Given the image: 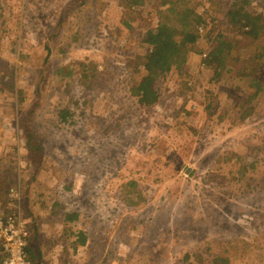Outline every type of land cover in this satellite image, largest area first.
Segmentation results:
<instances>
[{
  "label": "trees",
  "instance_id": "trees-1",
  "mask_svg": "<svg viewBox=\"0 0 264 264\" xmlns=\"http://www.w3.org/2000/svg\"><path fill=\"white\" fill-rule=\"evenodd\" d=\"M14 1L19 4V0H0V68L6 61L3 59L6 53L13 58L19 50L21 26L18 4ZM150 1L153 3L151 8L146 5V0H124L121 5L131 17V21L124 20L129 30L133 28L132 22L139 19L145 24L139 27L137 41L138 48L145 54L137 57L139 64L133 71L135 85L132 93L135 108L143 114L141 126L139 114L135 115L129 106L120 117H110L112 121L123 118L137 124L127 133L120 131L121 127L105 124L106 117L79 110V120L84 119L86 123L80 124L77 130L83 129L87 133L89 123L96 137L90 134L84 136L95 137L94 146L84 155L83 150L82 156L69 155L73 157L71 164L66 157L63 158V169L67 166L72 168L71 165L75 168L77 174L73 179L69 180L65 173L62 178H57L63 181L38 178L40 171L47 169L53 161L49 158L52 137L41 130L46 126L36 123L38 112H33L39 108V98L31 102L28 111L24 110L25 94L22 89L16 90L17 97H23L16 102V108L21 107L23 115L16 122L22 125L19 131L15 128L17 134L23 137L19 148L26 150L25 154L20 153L25 165L20 170V166L0 154V216L20 217L28 221L30 232L33 230L28 257L33 264H67L69 259L72 264H87L88 259L101 258V262L107 264L109 256L116 257L117 262L122 264H167L176 247L194 245L195 242L199 245L181 256L180 261L184 264H262L259 248H264V232L260 231L264 225V115H259L260 108L257 107L258 103L261 107L264 103V1L262 4L257 0ZM86 2L92 3V7L102 14L105 4L102 5L101 0H72L71 4H67L61 20L69 21L68 15L73 17V22L81 19L86 23L94 21L95 18L92 20L87 15L86 7L83 10ZM209 3L213 5L212 9ZM142 8L146 9L147 18L138 13ZM4 11L9 12L6 21ZM221 12L229 25L227 33L222 30L216 32V26H212ZM51 38L46 40L47 44ZM210 41H213L212 46ZM10 43L13 48L6 47ZM207 46L211 48L201 56ZM195 55H199V62L203 64L199 68L209 70V81L219 85L230 79V83L220 86L218 94L188 83L186 77L193 71L190 73L182 68L190 66L193 70ZM87 63L81 64L82 68L78 71L77 76L82 80L86 79L88 71H96L94 60ZM13 72L10 69L8 75L13 76ZM227 72L232 75L225 78L224 73ZM182 74L184 76L180 80ZM43 79L44 74H39L38 81ZM11 83L7 85L13 89ZM178 83L182 85L178 89L180 94L190 95L195 91L197 95H192L191 99L199 95L200 105L208 115L218 111L214 124L225 127L223 133L229 136L210 150L207 148L212 141L208 145L199 141L195 146L191 145L192 142H185L178 151V162L169 159L165 144L155 148V141H150V148L159 151V156L150 154L139 159L137 164L145 166L149 160V173L167 162L173 167L163 177H156L157 183L166 186L155 202L147 205L149 200L138 184L139 179L125 178L118 171L123 167L127 151L145 140V130L149 128L146 114L159 124L156 134L165 133L171 147H174L176 137L189 127L169 113L168 108L159 112L154 110L163 92ZM35 88L36 91L39 88L37 81ZM37 94L41 92L38 90ZM77 108L59 105L53 108L51 118H54V123L75 125L77 121L72 120ZM192 112L190 110L185 114L191 115ZM16 122L12 126H18ZM222 122H226V126H221ZM39 132L45 134L39 137ZM244 140L255 142V145L241 149L240 146L245 145ZM88 145V142L84 143V146ZM61 158L56 157L58 167L61 166ZM186 163L190 166H184ZM16 167L20 171L15 172ZM189 167L191 171L184 173ZM223 167L229 169L222 179L220 173ZM58 170L63 171L61 168ZM57 173L54 171V174ZM102 177L105 181L118 178L120 183L114 195L126 207L133 208V214L115 212L108 215L99 201L93 200ZM197 178H200L199 183L195 181ZM118 214L122 219L119 226H114ZM47 221L50 223L46 226ZM51 227L56 232L44 237L45 230ZM97 230L104 235L101 245L95 242ZM131 231L135 239L122 247L125 234ZM109 239L110 242H107ZM107 244L112 249L116 248L109 251ZM252 245L254 248L250 250ZM121 248L126 251L125 260L115 255ZM208 254L211 259L204 263V256ZM5 258L0 244V264Z\"/></svg>",
  "mask_w": 264,
  "mask_h": 264
},
{
  "label": "rangeland",
  "instance_id": "rangeland-1",
  "mask_svg": "<svg viewBox=\"0 0 264 264\" xmlns=\"http://www.w3.org/2000/svg\"><path fill=\"white\" fill-rule=\"evenodd\" d=\"M226 1L228 2V0ZM263 1L257 0L260 4ZM71 2L72 0H19L18 4L17 1H14L15 4H18L21 26V31L18 36L19 50L17 55L19 56L21 54V56L17 59L15 54H13V58H11L6 53L5 57H3L6 61L2 63L0 68V76H4V78H0V81L3 82L0 84V154L6 159L9 158L12 162H15L16 166H20V170L25 165L20 158V153L25 154L26 150L22 148L20 150L19 148L23 137L20 133L17 134V130L19 131L22 123H19L18 126H12L16 122L15 120L23 117L20 112L21 107L19 109L16 108V102L21 101L23 97H17L16 90L22 89L25 94L26 99L22 105L24 110L29 109L31 102L39 98V108L33 112V114H37L36 112H38L39 118L36 120H38L39 125L42 118H51L53 116L52 111L54 107L64 105L74 109L78 106L72 120L77 121L75 125L73 123L53 124L50 122L44 129H41L52 137L49 158L53 161L49 166L47 163H43L48 168L41 167L44 170L39 169L42 170L37 175L39 179L63 181L57 178H62L64 173L69 180L73 179L74 174H77L75 168L71 165L72 168L67 166L63 169L62 165L65 164L63 158L66 157V160L71 164L73 157H69V155L75 156L76 154L77 156H82L83 150H85L84 155L88 149L94 146L96 136L93 133L92 127L89 126V123L86 129H89L87 133L83 129L77 130L80 124L86 123L84 119L79 120L77 114L79 110H82L86 114H95L97 117H106L105 124L121 127L119 130L124 133L136 128L137 124L133 123L132 120L127 121L121 118L112 121L111 118L120 117L128 106L135 115L139 114V126H141L143 121V114L135 108V99L132 94L135 85L133 71L138 63V58L145 54V51L140 50L137 46L139 27H144L145 25L142 19L132 22L133 28L129 30L125 26L124 20L131 21V17L129 16L128 10L121 6L124 4V0H101V4H105L102 14L98 13L92 7V3L87 4L86 2L87 5L83 4V10L86 7L88 12L86 14L92 20L95 18L94 21L86 23L81 19L80 21L75 20L73 22V17L68 15L66 16L69 21L67 19L61 20L65 16L63 13L67 10V4H71ZM146 5L151 8L153 3L150 0H146ZM209 7L212 9L213 5L209 3ZM138 13L144 16V18H147L146 9L142 8ZM80 15L85 16L83 13ZM8 17L9 12L4 11L5 21ZM132 18H135V16ZM60 21L61 25L59 26ZM212 26L213 28L216 26L214 29L216 32L222 30L223 33H227L229 29V25L225 23V16L222 12L213 21ZM50 37H52L51 41L47 44L46 40ZM209 45L212 46L213 41H210ZM6 47L13 48V45L10 43ZM210 48L207 46L201 56H204ZM62 50L66 51L62 52ZM88 60H94L96 62V71L93 73L88 71L86 79L82 80L77 76L78 71L82 68L81 64L88 65ZM191 60L192 57L189 63ZM194 63L196 64L193 66V70H191L190 66L182 68L183 71L195 72L194 75L192 72L190 76L186 77L192 87L196 88L198 86L203 91L209 90L212 93L218 94L220 86L230 83V79L227 77L231 73L228 72L224 73L227 81H223L219 85L209 81V70L199 68L203 66L199 62V55H195ZM124 66L126 67L125 69H123ZM54 67L55 71L60 67L66 74L67 72L70 74H67L65 79H57L52 75ZM10 69L14 71L13 76L8 75ZM39 74H44V79L41 82L38 81ZM183 76L182 74L179 79L181 80ZM10 81L13 84V89L12 86L10 89L9 85H7ZM36 81L39 84L38 90L41 94H37L38 90L36 91L35 88ZM233 86L234 81L232 82ZM180 87L182 85L178 83L168 91H164L161 100L157 103L154 110L159 112L161 109L168 108L169 113H173L179 122H185V125L189 127L183 134L176 137V143L174 147H171L170 143L166 141L165 133L156 134L159 124H155L153 117L149 118V114H146L149 128L145 130V140L127 151L123 159V167L118 171L125 178L135 177L139 179L138 184L144 189L146 198L149 200L147 205L153 204L166 186L164 183H157L156 177H163L173 167L170 165V162H167L166 165L152 169V172L155 174H150L152 172H148L151 166L149 160L146 161L145 166L137 164L139 159L147 158L150 154L159 156V151L150 148V141H155V148L162 147L165 144V147L167 146V153L170 155L169 159L172 162L174 160L178 162V151L185 142H192L191 145L195 146L199 141L205 142V145H208L212 141L207 148V150H210L229 136L228 133L226 135L223 133L225 127H217L214 124L218 111L211 116L208 115L202 105H200L201 99L198 97L199 95L191 99L190 97L192 95H197L195 91L190 92V95L189 93L180 94L178 91ZM257 108H260V111H258L259 115H264V103L262 107L258 103ZM190 110H193L192 114L186 115L185 113ZM26 112L24 113V117ZM10 113L12 114L9 117ZM132 118L135 117L132 116ZM30 126L35 130L31 124ZM221 126H226V122H222ZM15 127H17V130ZM44 132H41V134L39 132L38 136L41 137L42 134H45ZM88 134L95 137L84 138ZM85 142H88L89 145L84 146ZM244 143L245 145L242 144L240 146L241 149H247L249 146L255 145V142L248 140H244ZM57 156L62 157V161H60L61 166L59 167L57 166ZM257 157L261 159L262 155H258ZM234 160L231 161V164H233ZM186 165L189 164H184V166ZM60 168L63 171L58 170ZM191 169L189 167L188 170L185 169L183 172L187 174ZM228 169V167H223V171L220 173L222 179L223 176H227ZM20 170L16 167L15 172ZM135 170H139L140 173ZM54 171H58V173L54 174ZM196 172L197 170L195 169ZM195 181L199 183L200 178H197ZM223 181L225 182L226 180ZM166 182H169V180H166ZM119 183L118 178L113 177L105 181L104 177H102L98 182L99 188L93 196V200H98V203L107 211L108 215H112L115 212L120 214H133V208L126 207L114 195ZM221 185L222 183L219 182V186ZM64 204L66 205V202ZM121 219L122 217L118 214L114 220V226H119ZM260 231L264 232V225ZM95 233L97 235L95 242L101 245L100 242L104 235L100 230L95 231ZM134 239L135 236L132 234V231L125 234L122 247H124L126 242H133ZM107 242H110V239ZM197 245L199 244L195 242L194 245L188 244L176 247L175 252L167 259V264H184V262L180 261L181 256L186 251H193ZM253 248L254 246L252 245L250 250ZM106 249L113 251L109 244L106 245ZM119 250L120 252H116L115 255L125 260L126 251L123 248ZM259 251V257L262 264H264V248L260 246ZM210 259L209 254L205 255L204 263H207ZM106 260L107 264H122L121 261L117 262L114 256H109ZM101 261L102 258L88 259L87 264H103ZM67 264H72V260L69 259Z\"/></svg>",
  "mask_w": 264,
  "mask_h": 264
},
{
  "label": "built area",
  "instance_id": "built-area-1",
  "mask_svg": "<svg viewBox=\"0 0 264 264\" xmlns=\"http://www.w3.org/2000/svg\"><path fill=\"white\" fill-rule=\"evenodd\" d=\"M199 30L202 31V28ZM27 235V229L20 218L0 216V244L7 254L2 264H31L24 253Z\"/></svg>",
  "mask_w": 264,
  "mask_h": 264
},
{
  "label": "clouds",
  "instance_id": "clouds-1",
  "mask_svg": "<svg viewBox=\"0 0 264 264\" xmlns=\"http://www.w3.org/2000/svg\"><path fill=\"white\" fill-rule=\"evenodd\" d=\"M19 218H20V217H19ZM20 219H21V218H20ZM21 221L24 223V225H25V227H26V229H27V232H28V235H27V237L25 238L26 245H25V248H24V253H25V255H26L28 261H29L31 264H33V263L31 262V260L29 259V257H28L29 240H30V235H31L32 231L30 232V230H29V228H28V221H27V220H23V219H21ZM49 223H50V221H47V222H45V225L47 226ZM55 232H56L55 228H54V227H51L50 229H46V230H45V232L43 233V236H44V237H49V236H51L52 234H54ZM1 246H2V245H1ZM2 248H3V246H2ZM3 251L5 252L4 248H3ZM5 254H6V252H5ZM6 257H7V254H6ZM1 264H2V263H1Z\"/></svg>",
  "mask_w": 264,
  "mask_h": 264
},
{
  "label": "bare ground",
  "instance_id": "bare-ground-1",
  "mask_svg": "<svg viewBox=\"0 0 264 264\" xmlns=\"http://www.w3.org/2000/svg\"><path fill=\"white\" fill-rule=\"evenodd\" d=\"M18 52V51H17ZM17 52H16V54H15V56H16V58L17 59H19V56H20V54H19V56L17 55ZM52 75L53 76H55L57 79H60V80H62V79H65L66 77H67V74L60 68V67H58L57 69H56V71H55V67H54V69L52 70ZM15 121H17V120H15ZM50 122H52L53 124H56V123H54L53 122V119L52 118H42V120H41V122H40V125L43 127V126H47ZM18 125H19V123L18 122H16ZM21 123V122H20ZM36 123L39 125V122H38V120H36ZM39 125V126H40Z\"/></svg>",
  "mask_w": 264,
  "mask_h": 264
}]
</instances>
